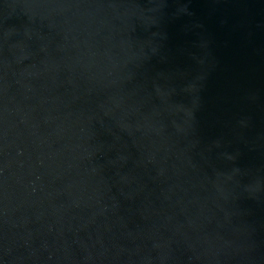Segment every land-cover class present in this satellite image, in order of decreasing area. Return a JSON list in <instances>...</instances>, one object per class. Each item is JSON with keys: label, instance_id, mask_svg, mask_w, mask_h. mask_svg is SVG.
<instances>
[{"label": "water", "instance_id": "1", "mask_svg": "<svg viewBox=\"0 0 264 264\" xmlns=\"http://www.w3.org/2000/svg\"><path fill=\"white\" fill-rule=\"evenodd\" d=\"M0 264H264V0H0Z\"/></svg>", "mask_w": 264, "mask_h": 264}]
</instances>
